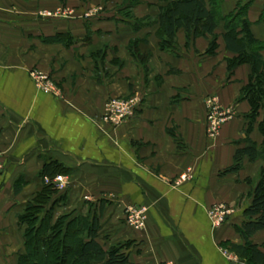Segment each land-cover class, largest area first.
Wrapping results in <instances>:
<instances>
[{"label":"crops","instance_id":"1","mask_svg":"<svg viewBox=\"0 0 264 264\" xmlns=\"http://www.w3.org/2000/svg\"><path fill=\"white\" fill-rule=\"evenodd\" d=\"M100 2L0 0V264L23 254L17 217L40 191L39 172L50 162L69 171L58 177L59 193L68 195L63 209L103 205L109 247L122 245L131 264H246L225 244L243 243L237 227L264 161L244 158L239 172L224 171L238 149L262 144V117L248 120L251 108L238 100L251 66L228 71L235 55L225 49L223 24L214 54L205 38L187 46L183 32L169 53L159 47L157 26L134 32L109 15L81 19ZM238 2L223 0V15ZM248 2L251 33L264 43V0L242 4ZM66 33L75 41L89 35L90 43L44 41ZM133 39L144 40L138 50L146 69L128 50ZM103 49V64L89 56ZM35 69L54 81L56 94L35 87ZM132 93L141 101L131 119L116 129L104 125L105 102ZM207 97L230 113L215 138L206 132ZM183 174L189 178L180 181ZM218 207L229 214L216 227L208 214ZM132 212L143 214V227L129 225ZM263 239L264 231L251 241Z\"/></svg>","mask_w":264,"mask_h":264},{"label":"trees","instance_id":"2","mask_svg":"<svg viewBox=\"0 0 264 264\" xmlns=\"http://www.w3.org/2000/svg\"><path fill=\"white\" fill-rule=\"evenodd\" d=\"M243 1L239 0L235 11L227 15H223L221 10L223 0H169L166 6L158 8L154 20L147 19L145 24L135 19L131 12L125 13L124 18H127V24L134 32L147 28L149 25L157 26L156 37L159 47L162 51L169 53L177 50L178 33L183 32L187 46L193 44L198 38H205L209 41V54H214L218 40L216 31L220 24H223L221 37L225 49L235 55L227 61L228 71H234L241 64H249L252 69L238 100L248 102L252 117H256L261 111L264 116V59L261 55L264 43L256 40L251 33V24L246 17L249 2L242 4ZM88 40H90L89 37L83 44ZM44 41L61 44L67 48L76 42L68 33L55 34ZM141 41L144 40H131L128 50L135 62L146 69V58L138 50ZM134 94L122 99H128ZM258 128L263 139L261 147L257 148L252 144L250 147L238 149L234 155L233 164L224 171L225 174L239 172L244 158H247L250 163L257 160L264 161V118ZM250 129L251 124L247 132ZM67 174H69L68 169L58 162L46 163L39 172L41 189L28 202L24 212L17 217L19 225L24 226L22 237L25 253L18 257L16 264H131L128 256L122 251V245L104 248L99 223V213L101 210L104 211L103 205L87 203L86 205L91 207L87 212H82L83 209L81 212L71 211L52 221V207L49 204L51 200L59 195L64 202L68 201L67 193H59L54 181ZM45 179H48L49 183L46 184ZM247 182L251 184V180L248 179ZM19 190L15 186L14 193L17 194ZM249 196L251 202L244 211L245 221L241 227H237L243 243H227L225 248L246 264H264V239L259 244L251 241L258 232L264 231L262 180L255 185Z\"/></svg>","mask_w":264,"mask_h":264},{"label":"built area","instance_id":"3","mask_svg":"<svg viewBox=\"0 0 264 264\" xmlns=\"http://www.w3.org/2000/svg\"><path fill=\"white\" fill-rule=\"evenodd\" d=\"M34 82L35 87L45 94H56L57 90L48 75L40 70H33L29 73ZM141 98L138 94H134L128 99L112 98L105 102L103 106L100 121L113 129H116L126 123L131 117L137 106L140 104ZM206 108V132L210 138H215L222 125L229 120L230 113L224 109L216 97H208L204 100ZM189 178L187 174L180 177V181ZM46 183L49 180L45 179ZM57 189L62 187V179L57 178L54 182ZM229 211L225 209L213 208L209 211V218L216 227L221 226L227 218ZM129 225L133 228H141L144 226L145 218L142 213L132 212L127 217Z\"/></svg>","mask_w":264,"mask_h":264},{"label":"rangeland","instance_id":"4","mask_svg":"<svg viewBox=\"0 0 264 264\" xmlns=\"http://www.w3.org/2000/svg\"><path fill=\"white\" fill-rule=\"evenodd\" d=\"M168 3H169V0H101V2L99 4H95L96 5L95 8H88V10L84 13V15L81 16V19L87 20V17L90 16V14L91 15L96 14L97 16L105 15V17H108V15H109V21L110 20L115 21L116 20L115 18H119V20L117 19L118 21H116V23L123 22L122 24L129 26L127 24V21H126L127 18L126 19L124 18V14L131 12L135 19H138V20H140V23L145 24L147 22V19H153L154 20V18L156 17L158 8L164 7ZM132 4H136V5L133 7H130L129 5H132ZM137 10L140 11L139 14H137ZM65 11L67 12L68 10H65ZM66 15H67V17H69L68 14H66ZM97 16H95L94 18H96ZM130 22L132 23L133 21H130ZM150 26H152V25H149V27ZM129 27L131 28V26H129ZM143 27H145V26H143ZM88 37H89V35H87L86 38H84L83 40H80L81 42L80 41H76V42L83 45V42L87 41ZM86 43H90V40H88V42H86ZM104 50L105 49L100 50V51H96V52H89L88 51L89 56H91L93 59L95 57H97V59L100 61V63L103 64L104 60H105ZM119 99H122V98H119ZM240 101H242V100H240ZM244 101H246V100H244ZM203 106L205 108L204 101H203ZM205 111H206V108H205ZM250 114H251V112H249L247 115L248 120L256 121L257 118H259V117H262L261 118L262 120L264 118L262 111L256 117H252ZM260 180L263 181V185H264V168H263V171L259 174V176L254 180L253 185H256L258 182H260ZM53 199L54 200H51V202L49 204H51V207H52L51 208L52 209L51 210L52 221H56L60 216H62L64 214H68V213H70V211L69 210L65 211L63 209V207L65 206V204H67L68 201L64 202V199L62 197L60 198L59 195H56ZM56 200H58L61 203H59ZM54 202L56 204H53ZM88 204L92 205V203H88ZM89 205L84 204L83 208H82L83 209L82 212H84V213L87 212L88 208H91V207H89ZM47 207H49V206H47ZM23 212H24V210H23ZM78 212H81V210ZM99 215H100V220H99L100 235L102 236L101 239H103L104 248L108 249L109 248V237L107 236L108 235L107 230H106L107 228L105 227V224H104L105 211L101 210ZM22 227L24 228V226H22ZM22 239H23V237H22ZM258 239H262V237H259ZM22 247H23V250H20V251L23 252V254H24L25 249H24L23 243H22ZM23 254H20V255H23ZM18 257H17V259H18ZM17 259L14 257H9V255H8V256H6V258H4V262H6L5 264H16Z\"/></svg>","mask_w":264,"mask_h":264}]
</instances>
